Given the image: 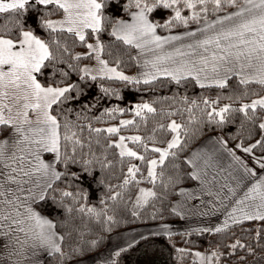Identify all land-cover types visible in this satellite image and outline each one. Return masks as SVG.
Segmentation results:
<instances>
[{
  "label": "snow or ice",
  "instance_id": "snow-or-ice-1",
  "mask_svg": "<svg viewBox=\"0 0 264 264\" xmlns=\"http://www.w3.org/2000/svg\"><path fill=\"white\" fill-rule=\"evenodd\" d=\"M110 6L111 0H0V264H80L74 257L86 250L85 244L95 248L103 239L100 232L127 223L113 205L122 204L136 219H148L141 216V209L151 206V218L163 220L165 212L182 218L191 215L185 209L188 201L195 200L191 208L203 207L199 215L217 216L220 221L215 226L190 227L187 234L219 235L242 221H264V174L239 194L249 174L256 177L257 173L237 153L251 154L264 169V156L255 154L256 148L264 151V95L253 93L255 98L237 107L218 105L222 94L198 99L173 90L170 96L143 100L128 108L139 120L122 118L119 124L97 127L92 121H101L106 115L113 118L126 109L105 107L89 120L88 111L97 107L95 102H86L83 114L75 110V119L70 115L74 109L67 106L81 95L79 82H69L70 72H76L80 81L118 80L140 87L163 77L177 86L194 83L201 89H222L234 76L245 88L242 93L227 95L229 101L248 96L249 83L264 88V0H126L121 11L130 19L111 14L106 10ZM156 9L170 11L162 23L150 17ZM30 10L35 13L36 28L46 32V37L27 24ZM55 13L59 15L52 18ZM192 23L197 27H189ZM181 26L183 31H171ZM157 29L167 34L161 35ZM117 42L125 50L134 47L138 51L126 57L114 47ZM77 44L87 51H74ZM82 59L95 63L82 64ZM125 59L134 60L140 70L127 74L122 68ZM98 87L106 95L120 97L118 90L105 83ZM158 100L171 104L157 108ZM177 114L180 121L174 118ZM149 119L154 127L148 135L121 134L123 126L139 129L140 122L147 125ZM229 123L237 125L228 134L236 140L234 145L216 135L203 145L189 147L203 134L205 124L222 128ZM157 130L164 133L163 139L158 138ZM105 133L106 142L101 144L100 136ZM113 134L117 138H111ZM246 139L251 142L245 143ZM93 142L101 144L104 152L92 151ZM108 148L115 149L118 159H107ZM221 153L230 157L227 169L221 167ZM97 164L102 173L116 165L121 168L117 183L98 181L106 189L99 200L102 207L87 202L88 190L81 184L76 183L72 190L79 173L69 167L79 165L81 172L91 176ZM61 180L68 186H61ZM185 180L195 182L193 187H183ZM173 194L180 199L171 201ZM205 195L209 199L204 200ZM49 204L62 211L51 214ZM91 222L100 226V232L86 240L85 233L92 232ZM160 228L163 235H173L169 225ZM256 235L259 244L264 236L259 229ZM136 244L137 238L130 237L102 264H120L121 253ZM227 247L228 254L237 248L254 252L239 238ZM177 252L182 257L191 254L199 264H220L225 255L219 243L210 251L178 248Z\"/></svg>",
  "mask_w": 264,
  "mask_h": 264
},
{
  "label": "trees",
  "instance_id": "trees-1",
  "mask_svg": "<svg viewBox=\"0 0 264 264\" xmlns=\"http://www.w3.org/2000/svg\"><path fill=\"white\" fill-rule=\"evenodd\" d=\"M126 0H120V3H117V0H111V6L108 7L106 10L110 12L113 15H119L123 18L127 17V13L124 11H121L123 3H125ZM209 8H211V4H209ZM228 10V9H227ZM187 10H185V13ZM223 10L220 12L222 13ZM59 13H55L53 15L56 16ZM170 14V11L163 10V9H156L153 11V13L150 14V17L152 19H158L161 23L163 20L167 17V15ZM209 16L213 17L215 16L214 13L211 11L209 12ZM3 23V19L0 18V24ZM27 24L31 25L35 28L38 34L42 36H47V33L44 32L42 29L36 28V20H35V13L30 10L28 14ZM195 23H192L189 25V27L194 26ZM183 29V27H175L172 30H179ZM158 31L166 32L164 29H158ZM104 38L109 39L107 33H104ZM69 42L71 43V38H69ZM115 48H120L121 52L124 53V55L130 56L133 55L134 48H129L125 50V48L117 42L114 45ZM84 47L77 44V46L74 48V51H79L83 49ZM85 60L88 59H82L80 63H83ZM64 65H61L63 67ZM135 67V61L130 59H125L124 63L122 65V68L125 72L129 73L132 69ZM47 71H50L48 69ZM58 75V73H57ZM77 80L81 87V95L78 99H74L73 101L67 102V106H70L74 109L70 115L73 119H75V110H82V106L87 102L89 104L95 102L97 104V107L89 109L88 111V118L91 120V117L93 115H99L100 110L105 107H111L113 105H119L121 107H124L126 111L121 113H116L113 118H109L107 115L105 118L101 121H92L93 126H105L111 123H118L121 118L123 117H132V119L139 120L138 117H135L133 113L130 111H127L128 108L134 106L135 103H139L143 100H149L152 101L154 97H163V96H170L173 94V90L178 91L181 95H188L189 98L195 96L198 99L202 95L209 96L212 99H215L217 94H222L221 99L218 101L219 104L224 103H232L234 106H237L241 102H248L251 99L254 98L253 93L255 95L260 96L264 95V88H262L260 85L256 83H249L247 86L249 90L248 96H242L241 100H236L235 97L231 101L226 99L225 97L233 92H243L245 86L240 85L237 81V79L233 76L230 77L228 81V85L224 88H218L216 86H212L210 88H204L201 89L200 87L196 86L194 83L191 84H184L181 86H177L175 83H170L167 78H158V81L152 85H141L140 87H133L132 85L126 84L124 82L118 81V80H105V81H92V80H86V81H80L79 76L76 72H70V80ZM99 83H105L106 86L116 89L120 92V97H116L115 95H106L105 93L101 92L98 85ZM73 95H75V92H73ZM164 104L165 106L171 104V101H156V107L159 108L161 104ZM197 115L199 113L197 112ZM184 116H187V112L184 113ZM177 121L181 120L180 114H177L175 117ZM240 114H236V120L237 124L239 123ZM157 119H159V116H157ZM86 124V122H84ZM77 126L79 128L80 122H77ZM236 124H225L222 128H217L215 125H207L204 126V132L202 135L194 138V140L190 143L189 147H194L196 144L200 142L201 139L204 137L210 136L213 133H218L220 135L225 136V138L228 139L229 144H234L236 140L231 139L228 134L234 133L236 131ZM154 127L153 121L149 119V122L147 125H145L143 122H140L139 129L136 128L135 125L133 126H123L121 133L124 134H140V135H148V133L151 132L152 128ZM84 137L86 138L88 135L87 128L85 127ZM108 134H102L100 136L101 144L106 142ZM156 135L158 138L163 139L164 133L160 132V130H157ZM113 139L116 138L115 134L112 135ZM258 138V137H256ZM238 139V137H237ZM251 142L250 140H245V143ZM101 144H96L93 142L91 144V150L95 151L96 153H102L104 152V148L101 146ZM130 145H133L132 142H129ZM135 147V145H133ZM78 149V153H79ZM85 152L89 151L88 147L84 148ZM255 154L263 155L264 151H261L260 148L255 149ZM107 159L109 160H116L118 159V154L116 153L114 148H108L107 149ZM136 163H139V161H134ZM69 167L72 169V171H76L79 173V178L73 183L72 190H75L76 183H79L82 185L83 188L88 190V199L87 202L94 204L97 207H102V205L99 204V200L102 198V193L106 191L104 184L98 183L100 179H103L105 184L107 183H117L118 179L121 178V168L119 165H116L115 167L107 168L101 172V169L99 167V164H97L92 171V175L89 176L86 172L80 171L79 165H69ZM193 181L185 180L184 184L182 186L190 185ZM61 186L67 187L68 185L65 183L64 180H61L60 182ZM128 193L125 194V199H127ZM177 197V194H173L170 197V200L173 201ZM134 199V195H133ZM83 202V201H82ZM111 204V202H108ZM156 207H159V201L155 202ZM130 206V205H129ZM171 205L168 204V207ZM113 207L116 210L117 215L125 217L127 219V223H121L112 228L111 232L104 231L100 232V226L96 224L95 222H91L88 224V227L92 229L91 233L86 232L85 233V239L90 240L94 238V234L97 232H100V235L103 236V239L98 242L95 248H88V245L85 244V251L82 254H79L74 257L75 260H80L89 256H92L93 254L101 251L105 245L107 244V239L110 235H112L114 232L122 231L126 228L130 227H136L138 225H147V224H158V223H168L169 221H176L178 219L177 214H171L168 212L162 213L164 216V219H155L153 220L151 218V212L152 207L149 206L147 210L141 209V216H147L148 219H136L131 216L130 211H127L124 206L121 205H113ZM48 211L51 214H55L56 212L62 211V209H56L54 206H51L49 204ZM111 214V213H110ZM77 224L81 223V218L77 217L76 220ZM259 229L261 236H264V221L261 220H249V221H242L235 226H230V231H226L222 234H210V233H191L187 234L186 232H176L173 233L171 236H165L162 233L154 234V235H147V237H143L142 239H137V244L133 245L131 248H128L124 252L121 253V256L119 257L120 264H199V261H193V258L191 254L186 256H181V253L177 252L178 248H185V249H196L201 252L204 251H210L211 247H215L217 243L221 245V250L225 253L221 257L220 264H264V240H261L258 244L257 242V230ZM237 238H239L242 242L246 244H250L251 247L254 249V252L248 253L246 249H240L237 248L234 253L228 254L229 249L227 245L230 242L235 241ZM209 242H211V247L209 245ZM241 257H243V260H241Z\"/></svg>",
  "mask_w": 264,
  "mask_h": 264
},
{
  "label": "crops",
  "instance_id": "crops-1",
  "mask_svg": "<svg viewBox=\"0 0 264 264\" xmlns=\"http://www.w3.org/2000/svg\"><path fill=\"white\" fill-rule=\"evenodd\" d=\"M228 10H231V9H228ZM219 14H223V12L219 13ZM210 18H214V16L210 17ZM126 19H130V16L127 15ZM191 27H197V25L195 24L194 26H191ZM183 30L184 29L172 30V32H178V31H183ZM157 31H158V29H157ZM158 33L161 34V35L167 34L166 32H161L160 33L159 31H158ZM132 48H134V47H132ZM137 51L138 50H136L134 48L133 55L136 54ZM139 70H140L139 66L135 62L134 69L129 71V73H127V72L126 73L129 74V75H134ZM216 135H219V134L213 133L210 136L204 137L194 147H196L198 145H203L207 141L208 138H210L212 136H216ZM229 145L232 146L231 144H229ZM211 146L212 145L209 144V147H211ZM237 153L239 155H241L247 161L249 166L253 167L256 170V173H257L256 177H252L251 174H249V176L246 178V180L244 182V185H242L241 189L239 190V194L242 195L244 188L246 186H248L249 184H251L253 179H259L260 175L264 174V169H261L260 165L257 164L252 159L251 154L243 153L242 150H237ZM261 156H264V154L263 155H257V157H261ZM220 161H221V167H224V168L227 169L228 164L230 162V157L228 156L227 153H221L220 154ZM194 183L195 182H193L190 185L183 186V187L192 188ZM179 199H180V197H179V195H177V197L173 201H176V200H179ZM203 199L207 200V199H209V197L207 195H205L203 197ZM195 202H196L195 200L188 201V207L185 209V211H190L192 213L191 215H185L182 218L179 214H177L178 219L176 221H169L168 223H158V224L170 225L172 227H175L174 230L173 229L171 230L172 233H176V232L181 233V232H186V229H188L190 227L194 228V227H197L199 225L215 226V223L220 222L217 219V216L205 217V216L199 215V212L203 210V207H201L199 209L191 208V205L193 203H195ZM217 215H219V214H217ZM221 219H222V217H221ZM158 224H153V225L152 224H147V225H143V226L142 225H138L136 227H130V228H126V229H124L122 231L114 232L112 235H110L108 237V239H107L108 242H107V244L105 245V247L101 251L93 254L92 256L80 259L79 260L80 264H102V262L105 259L102 260L100 257H102L103 254H107V255L110 256V253L115 250V247H117V246L122 247L123 243L125 241H128L130 237H136L137 239H139L141 237H147V235H149L148 233L151 232V230H153V227L157 226ZM151 225H152V227H151L152 229L150 228ZM147 226H149V227H147ZM138 229H139L140 232L137 231ZM154 234L155 233L152 232L151 235H154Z\"/></svg>",
  "mask_w": 264,
  "mask_h": 264
},
{
  "label": "rangeland",
  "instance_id": "rangeland-1",
  "mask_svg": "<svg viewBox=\"0 0 264 264\" xmlns=\"http://www.w3.org/2000/svg\"><path fill=\"white\" fill-rule=\"evenodd\" d=\"M59 15V14H58ZM58 15H56V16H54V17H52V18H56ZM126 19V18H125ZM80 52H84V51H87V49L86 48H83V49H81V50H79ZM95 62H94V60H85L82 64H94ZM255 98V97H254ZM122 119V118H121ZM123 119H132V117H123ZM111 124H119V122L118 123H111ZM121 134H123V135H131V134H124V133H121ZM132 134H135V133H132ZM218 134V133H217ZM220 135V134H219ZM117 138V137H116ZM129 142H131V141H129ZM236 142H234V144H235ZM234 144H231V145H234ZM130 145V144H129ZM130 146H133V145H130ZM257 155H259V154H257ZM256 155V156H257ZM144 186H151V185H149V184H145ZM153 225V224H152ZM152 225L150 226V228L152 227ZM160 225L161 224H158L157 226H154L153 227V230H151V233L152 232H154L155 234H158V233H162V229L160 228ZM147 227H149V226H147ZM152 229V228H151ZM174 230L175 229V227H172V226H170L169 225V230L171 231V230ZM138 232H140L139 231V229L137 230ZM118 232V231H117ZM102 260L103 259H107V258H109V255H107V254H103L102 255V257H100Z\"/></svg>",
  "mask_w": 264,
  "mask_h": 264
}]
</instances>
